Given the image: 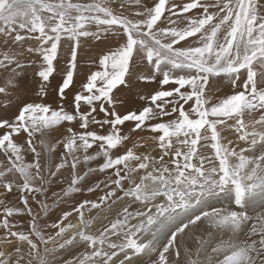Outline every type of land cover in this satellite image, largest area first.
Masks as SVG:
<instances>
[{"label": "snow or ice", "instance_id": "1", "mask_svg": "<svg viewBox=\"0 0 264 264\" xmlns=\"http://www.w3.org/2000/svg\"><path fill=\"white\" fill-rule=\"evenodd\" d=\"M106 38L115 43L98 64L80 53ZM54 74L58 100L48 91ZM215 78L231 91L210 87ZM134 86L150 87L138 93L146 105L122 113L118 93ZM146 131L158 158L128 147ZM64 169L71 179L55 205L101 184L108 191L41 223ZM97 170L111 172L78 186ZM117 201V218L89 234L95 216L85 211ZM74 213L79 226L65 225ZM0 230L20 254L0 251V264H21L25 244L28 264H264V0H0Z\"/></svg>", "mask_w": 264, "mask_h": 264}, {"label": "rangeland", "instance_id": "2", "mask_svg": "<svg viewBox=\"0 0 264 264\" xmlns=\"http://www.w3.org/2000/svg\"><path fill=\"white\" fill-rule=\"evenodd\" d=\"M177 2H179V0ZM125 6H126V8H128V11L130 13L132 11V8L129 7L127 5V3ZM113 7H116V6L114 5ZM108 39L107 38L102 39L103 41L102 40L91 41V39H89L90 40L89 43L91 42L92 44L87 43L88 46L86 45V47L84 49L80 50V53L82 54V53L86 52L88 54V56L91 57L92 59H94L96 61V63L98 64V62H97L98 58L102 54H104L108 50V48L113 46L115 43L111 38H108ZM95 42L97 43L96 45H95ZM97 48L100 51H98ZM95 49L97 51H93ZM93 52H94V54H93ZM95 54H97V55H95ZM84 58L85 57H83V55H81V59L83 60ZM86 68H87V65H82L81 69L78 70L77 74L74 77V84H73L72 88H70L68 90V92L66 93L67 101L65 102V104H66V107L69 108V110H71L70 104H71L72 96H73L74 92L80 90L81 82L84 80L85 76L87 75ZM92 70H96L95 64H93ZM215 79L218 81V84L213 86L212 81L210 80V85H209L210 87H218L220 89L221 93L231 91V89L228 85V82L226 80H222L220 78H215ZM60 80H61V77H59V76L56 77V75L54 74V78L51 80V84L49 85V89H48L49 97H51L54 100L59 99L58 96L56 95V90H57V87H58ZM52 81H53V83H52ZM133 83H134V85H136L138 82L133 81ZM22 85L25 87L28 86L27 88L35 86L31 80V74H29V77L25 78V80L22 81ZM150 90H151L150 87H142V86H139V87L134 86L131 89L126 88L123 92L118 93L119 98L124 101L123 104H120V106L118 105V108L120 110L122 109L121 111L126 112L129 110H137L142 105H146L145 101H141L139 99L138 93H148ZM130 93L133 96L131 95L130 97H128L130 95ZM34 97H35V93L34 92L30 93V98H34ZM129 98H130V100L133 99L132 102L134 100H138L141 102L140 103H132L131 102V104H128L127 100ZM125 104L127 106H125ZM122 105H123V107H122ZM258 115L259 114H257V116ZM165 119H168V118L166 117ZM128 123H130V122H127L126 125L123 126L125 130H127V124ZM151 135L152 134L150 132H147V131L143 132V133H139V134H134L133 140L127 142L128 147H132L133 143H135L137 146L133 150L137 154L151 155V156H155L158 158L161 155V152L157 146V143L147 139V137H149ZM223 135L233 136L234 134L231 132H224ZM62 136H63V128H60L59 130L53 129L49 139L51 140V142H55V140L57 138H62ZM141 137H144L145 139H141ZM136 139H138V140H136ZM240 146H243V142H240ZM90 151H92V150H90ZM207 151L211 152V149H208ZM55 155L56 154L54 153L53 156L55 157ZM246 155H247V153H246ZM26 159L31 161V155L27 156ZM100 163H102V158L100 160L92 162V164L90 166L96 167ZM133 163H136V162H133ZM80 168L82 169L83 165H81ZM62 172L64 173V177H63L64 182L52 184L46 193L47 203L50 205V208H49L47 217H44L43 214H41V223H52L58 219V217L61 215V213L63 211L70 210L73 206H75L76 204H79L83 200H98V198L100 196L104 195L105 192L108 191V189L104 188L103 184H101V187L99 189H97L95 192L87 193V192L82 191V192L73 193L68 197H64V199L67 200V202L66 203H60L57 206L53 203L55 198L53 197L52 194L55 192V193H58L61 196H63L62 189H65L68 186V184L70 183V179H71V177L69 175V172H70L69 169H64V170H62ZM110 172H111V170H106L105 172H99L97 170L96 172L92 173L89 177L86 178V183L82 182V184L78 185V186L87 188L89 186L94 185L98 181H104L106 179V177L109 176ZM134 175L136 176L137 181H138L139 176L143 175V171L141 170L140 172L135 173ZM112 178L114 179L115 177L112 176ZM125 184L127 185L126 181H125ZM38 198H40V197H38ZM109 203H111V201H109ZM213 203H214V206H216V207L224 206L223 201L213 202ZM124 206H125L124 201H117V203L111 205V208H105L103 212H100V210H98V209H93L92 212H90V213L85 211V218L86 219L91 217V216H95V220L93 221L91 227L89 229H87L86 231L89 234H98L97 230L102 229L103 227L108 226L110 224V222H113L117 218L118 213L122 212V209ZM229 207L234 208V205H229ZM33 209H34V211L39 210L37 205H33ZM249 213L252 214L250 208H249ZM74 219L79 220V215L74 213L72 216H70L67 220L64 221V224L67 225L69 223H72V221ZM21 220H22V222L26 223V218L21 217ZM74 225L79 226V221L74 223ZM76 230H78V229H76ZM209 231H212V230L209 229L207 227V225H204L199 229L198 234L203 235L206 239H208L209 237L207 236V233ZM2 236H3V230H0V237H2ZM113 239L115 240L116 238L113 237ZM145 239H147V237H145ZM210 239L212 241V244L214 245L215 242L219 241L220 236L215 235V236H212ZM187 243L191 244L190 241ZM17 246H19V245L15 239H12L11 241L0 239V251H3L5 253L11 252L13 255V259H15L18 255H20V254L15 252V247H17ZM49 247H51V245H49ZM22 250H23L22 254L24 256V259L21 260V264H28L29 257L27 255V245L26 244L22 246ZM64 255H65V258H69L71 253H65ZM57 256H59V253L57 254ZM33 264H35V261H33Z\"/></svg>", "mask_w": 264, "mask_h": 264}, {"label": "bare ground", "instance_id": "3", "mask_svg": "<svg viewBox=\"0 0 264 264\" xmlns=\"http://www.w3.org/2000/svg\"><path fill=\"white\" fill-rule=\"evenodd\" d=\"M178 1V0H177ZM108 39V38H107ZM109 40V39H108ZM90 41V40H89ZM89 41H88V44H90L89 43ZM92 41V40H91ZM103 41V40H102ZM105 42V41H104ZM94 43V42H93ZM109 43V42H108ZM92 44V43H91ZM97 43L95 42V45H96ZM101 45V44H100ZM88 46V45H87ZM92 46V45H91ZM104 46V45H103ZM96 47V46H95ZM98 47V46H97ZM102 47V46H101ZM100 47V48H101ZM97 50H98V48H97ZM96 49L95 50H93V51H97ZM98 51H100V50H98ZM93 54H94V52H93ZM95 55H97V54H95ZM92 56V55H91ZM98 62V61H97ZM57 77V76H56ZM56 80V79H55ZM29 81V80H28ZM26 82V81H25ZM55 82V81H54ZM52 83H53V81H52ZM134 84V83H133ZM138 84V83H137ZM27 86V85H26ZM31 86V85H30ZM25 87V86H24ZM28 87V86H27ZM26 87V88H27ZM133 88V87H132ZM228 89V88H227ZM127 91V90H126ZM129 91V90H128ZM221 93V92H220ZM220 93H218L217 95H219ZM132 94L130 93V95L128 96V97H130ZM72 96V95H71ZM133 96V95H132ZM132 98V97H131ZM133 100V99H132ZM132 100H130V98L127 100V102H128V104H131V102H132ZM141 101H138V100H134L132 103H140ZM120 106V105H119ZM125 106H127L126 104H125ZM129 106V105H128ZM122 107H123V105H122ZM121 108V107H120ZM130 108V107H129ZM124 109V108H123ZM120 110V109H119ZM122 110V109H121ZM120 110V111H121ZM128 110V109H127ZM122 113H123V111H121ZM136 140H138V139H136ZM130 145V144H129ZM77 221H79L78 219H74L73 221H72V223L71 224H73L74 225V223H76ZM7 246V245H6ZM8 248V247H7ZM9 249V248H8Z\"/></svg>", "mask_w": 264, "mask_h": 264}]
</instances>
